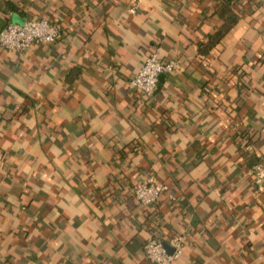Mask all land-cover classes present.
Listing matches in <instances>:
<instances>
[{
    "label": "crops",
    "instance_id": "0c3cea01",
    "mask_svg": "<svg viewBox=\"0 0 264 264\" xmlns=\"http://www.w3.org/2000/svg\"><path fill=\"white\" fill-rule=\"evenodd\" d=\"M32 17L61 36L0 47V264H154L177 234L172 264H264V0H0V26ZM155 51L178 67L146 97ZM148 175L174 199L139 203Z\"/></svg>",
    "mask_w": 264,
    "mask_h": 264
},
{
    "label": "built area",
    "instance_id": "2783aa9c",
    "mask_svg": "<svg viewBox=\"0 0 264 264\" xmlns=\"http://www.w3.org/2000/svg\"><path fill=\"white\" fill-rule=\"evenodd\" d=\"M134 12V6L129 8ZM61 36V27L47 18H26L22 22H7L0 26V47L17 53L27 50L33 44L53 43ZM178 67L176 58H163L157 51L146 55L137 73L129 83L146 97H152L158 87L161 73H170ZM248 174L258 193L264 194V160L253 163ZM133 197L142 205L156 204L162 195L168 194V185L155 176L148 175L133 186ZM169 247V249H168ZM184 236L177 234L165 241L151 238L144 245V253L154 264H172L183 254Z\"/></svg>",
    "mask_w": 264,
    "mask_h": 264
},
{
    "label": "trees",
    "instance_id": "16d2710c",
    "mask_svg": "<svg viewBox=\"0 0 264 264\" xmlns=\"http://www.w3.org/2000/svg\"><path fill=\"white\" fill-rule=\"evenodd\" d=\"M231 1V0H227ZM32 18H40V17H32ZM235 17L231 16L227 19V21H225V23L217 30L215 31L211 36L210 39L207 41V43H199V51L203 54L209 52V50L211 49V47L214 46V44L216 43V41H218L231 27V25L235 22ZM260 161V160H258ZM151 239V238H150ZM149 240V239H148ZM146 240L144 242V244L148 241ZM143 244V245H144Z\"/></svg>",
    "mask_w": 264,
    "mask_h": 264
},
{
    "label": "water",
    "instance_id": "95a60500",
    "mask_svg": "<svg viewBox=\"0 0 264 264\" xmlns=\"http://www.w3.org/2000/svg\"><path fill=\"white\" fill-rule=\"evenodd\" d=\"M168 249H169V247H168ZM170 250V249H169Z\"/></svg>",
    "mask_w": 264,
    "mask_h": 264
}]
</instances>
